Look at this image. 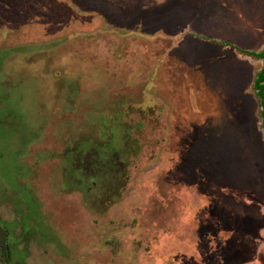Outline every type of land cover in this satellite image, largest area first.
Returning <instances> with one entry per match:
<instances>
[{
  "label": "rangeland",
  "instance_id": "374dc122",
  "mask_svg": "<svg viewBox=\"0 0 264 264\" xmlns=\"http://www.w3.org/2000/svg\"><path fill=\"white\" fill-rule=\"evenodd\" d=\"M263 48L264 0H0V264H264Z\"/></svg>",
  "mask_w": 264,
  "mask_h": 264
},
{
  "label": "trees",
  "instance_id": "16d2710c",
  "mask_svg": "<svg viewBox=\"0 0 264 264\" xmlns=\"http://www.w3.org/2000/svg\"><path fill=\"white\" fill-rule=\"evenodd\" d=\"M249 55H253L254 57L262 59L261 67L256 71L253 79H252V89L258 99V106H259V125L262 128V135L264 137V48L255 52V51H244ZM7 243L2 241L0 243V248L3 251L4 258L7 261V253H6Z\"/></svg>",
  "mask_w": 264,
  "mask_h": 264
},
{
  "label": "flooded vegetation",
  "instance_id": "af4514ba",
  "mask_svg": "<svg viewBox=\"0 0 264 264\" xmlns=\"http://www.w3.org/2000/svg\"><path fill=\"white\" fill-rule=\"evenodd\" d=\"M30 177L32 178V175Z\"/></svg>",
  "mask_w": 264,
  "mask_h": 264
}]
</instances>
